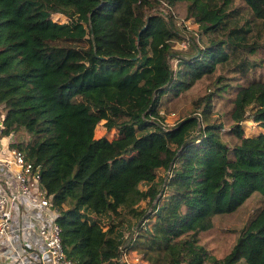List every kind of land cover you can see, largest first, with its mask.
<instances>
[{"label":"trees","instance_id":"16d2710c","mask_svg":"<svg viewBox=\"0 0 264 264\" xmlns=\"http://www.w3.org/2000/svg\"><path fill=\"white\" fill-rule=\"evenodd\" d=\"M47 1L0 0V110L4 135L41 169L68 257L264 264V206L224 258L200 239L264 198V0ZM56 3L78 17L54 21ZM181 4L195 33L163 10ZM204 79L192 113L168 125L166 103ZM230 94L226 126L213 107ZM102 121L115 139L95 138ZM249 121L261 131L247 134ZM123 214L137 221L128 235Z\"/></svg>","mask_w":264,"mask_h":264},{"label":"built area","instance_id":"2783aa9c","mask_svg":"<svg viewBox=\"0 0 264 264\" xmlns=\"http://www.w3.org/2000/svg\"><path fill=\"white\" fill-rule=\"evenodd\" d=\"M4 119L0 110V264H75L41 169L16 147L18 135H4Z\"/></svg>","mask_w":264,"mask_h":264},{"label":"rangeland","instance_id":"374dc122","mask_svg":"<svg viewBox=\"0 0 264 264\" xmlns=\"http://www.w3.org/2000/svg\"><path fill=\"white\" fill-rule=\"evenodd\" d=\"M46 1L47 0H41ZM59 7L64 9V14L54 15L52 19L58 23H66L70 18H77L79 12L77 8L73 5L63 6L59 3H56ZM164 7V6H163ZM163 8L165 14L168 13L174 16L175 21L179 22L180 25L186 27L187 32L195 33L197 31V26L187 18V9L185 4L178 5L173 7V9L166 7ZM176 49H185L188 46V41L180 42L179 44H174ZM261 58L264 59V52L260 54ZM177 65V62L174 63ZM264 71V68L262 72ZM208 80L199 81L194 87L186 92H182L181 95L176 98L175 102H169L165 105L171 111L167 114L166 123L168 125H175L181 118V115L188 116L192 113V102L198 99L201 96H204L207 93L209 88ZM229 97H233L232 94L225 96L224 98L218 99L214 103L213 111L214 115H223L221 116V121L225 123L226 126H229L227 115L231 109V103L228 100ZM181 114V115H180ZM2 115H4L2 113ZM106 121H102L96 128L95 138L99 139L103 136H106L108 139L113 140L117 137L116 131L107 132ZM245 129L247 134L252 135L253 133L257 134L258 131H261L256 124L249 121L245 124ZM159 175H163L160 173ZM147 185L142 186V189H146ZM264 206V198L261 194L255 193L251 196L244 205L235 213L230 215H221L217 216L214 219V227L205 231L200 235L201 244L204 245L211 253L217 258H224L236 245L241 234V230L248 224L250 220L262 209ZM148 208L147 202L142 203L139 210ZM116 221L123 222V225L120 227L121 232L125 234H130L133 230V227L136 226L137 221L132 220L130 216L123 214L121 219ZM103 222H111L110 218H104ZM123 261L126 264H148L146 260L143 259L142 255L136 251L132 253L123 254Z\"/></svg>","mask_w":264,"mask_h":264}]
</instances>
